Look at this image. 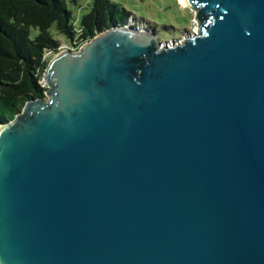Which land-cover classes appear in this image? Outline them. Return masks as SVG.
I'll list each match as a JSON object with an SVG mask.
<instances>
[{
  "label": "water",
  "instance_id": "1",
  "mask_svg": "<svg viewBox=\"0 0 264 264\" xmlns=\"http://www.w3.org/2000/svg\"><path fill=\"white\" fill-rule=\"evenodd\" d=\"M182 1L197 31L110 26L0 122V264H264V0Z\"/></svg>",
  "mask_w": 264,
  "mask_h": 264
},
{
  "label": "trees",
  "instance_id": "2",
  "mask_svg": "<svg viewBox=\"0 0 264 264\" xmlns=\"http://www.w3.org/2000/svg\"><path fill=\"white\" fill-rule=\"evenodd\" d=\"M130 15L110 0H92L76 27L66 0H0V122L12 119L27 100L44 97L42 73L60 46L126 24ZM52 27L68 43L54 38ZM32 29L38 30L34 37Z\"/></svg>",
  "mask_w": 264,
  "mask_h": 264
},
{
  "label": "rangeland",
  "instance_id": "3",
  "mask_svg": "<svg viewBox=\"0 0 264 264\" xmlns=\"http://www.w3.org/2000/svg\"><path fill=\"white\" fill-rule=\"evenodd\" d=\"M121 5L123 8L131 12L127 22L132 24L135 16L136 26L146 28L154 32L160 42L170 41L172 39L179 40L189 32L197 31V22L194 19L193 11L188 7L182 6L178 0H110ZM67 6L72 12L73 22L79 27L80 20L86 14L92 4V0H66ZM38 33L37 29L31 30V36L34 37ZM51 33L54 38L62 43H68L62 35H60L55 27H52ZM89 38L87 35L82 37H74L68 47L62 45L55 54L63 49H72L74 46L79 48ZM45 85V84H44Z\"/></svg>",
  "mask_w": 264,
  "mask_h": 264
},
{
  "label": "bare ground",
  "instance_id": "4",
  "mask_svg": "<svg viewBox=\"0 0 264 264\" xmlns=\"http://www.w3.org/2000/svg\"><path fill=\"white\" fill-rule=\"evenodd\" d=\"M179 1V3L182 5V6H184V4H183V1L182 0H178Z\"/></svg>",
  "mask_w": 264,
  "mask_h": 264
},
{
  "label": "built area",
  "instance_id": "5",
  "mask_svg": "<svg viewBox=\"0 0 264 264\" xmlns=\"http://www.w3.org/2000/svg\"><path fill=\"white\" fill-rule=\"evenodd\" d=\"M78 48H77V46H74V48H73V50H77ZM72 50V49H71ZM43 82V81H42ZM45 86V85H44Z\"/></svg>",
  "mask_w": 264,
  "mask_h": 264
}]
</instances>
